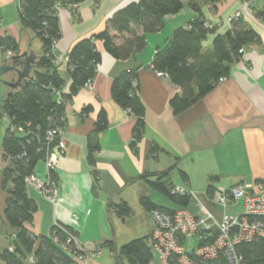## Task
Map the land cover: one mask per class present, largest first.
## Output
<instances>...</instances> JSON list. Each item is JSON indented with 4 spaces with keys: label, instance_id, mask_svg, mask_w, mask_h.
Wrapping results in <instances>:
<instances>
[{
    "label": "crops",
    "instance_id": "crops-1",
    "mask_svg": "<svg viewBox=\"0 0 264 264\" xmlns=\"http://www.w3.org/2000/svg\"><path fill=\"white\" fill-rule=\"evenodd\" d=\"M140 1L86 0L77 7L58 4L61 34L55 44L58 57L66 58L78 41L103 32L118 11ZM20 2L0 0V39L16 40L18 53L26 47L37 48L41 51L38 62L44 52L43 43L23 25ZM199 5L201 13L186 2L178 14L165 17L163 28L146 35V48L130 60H115L98 43L103 59L97 75L91 87L80 89L67 107L66 153L56 170L59 189L56 202L49 201L33 187L28 189L37 205L33 233L49 236L56 225L74 229L83 248L100 253L85 264H118L106 245L121 248L133 241L123 234L134 209L146 227L143 237L152 238L154 223L150 212L141 205L142 198L150 199L158 207L175 209L174 205L160 204L152 198L153 189L146 176L173 168L169 183L192 190L205 205L210 202L207 208L217 215V209L221 208L207 195L212 177L216 178V189L226 190L264 180V19L259 16L264 10V0L251 3L221 0L216 5L204 0ZM238 10L242 12V21L261 37L262 44L248 47L232 66L227 79L199 102L176 113L172 101L182 96V90L168 76H158L154 70L158 50L168 45L176 30L196 20L215 28L204 44L209 49L218 35L230 29L228 19ZM58 63L68 82L64 93H68L71 82L67 63ZM131 70H137L138 95L144 107L145 127L138 141L134 140L138 117L123 110L112 97L114 80ZM102 112L107 116L108 128L97 136L100 150L90 164L88 142ZM182 172L187 175V181L183 180ZM37 173L40 178L45 176L43 163ZM5 201L6 196L0 190V255L11 248L13 234L4 217ZM121 203L132 209L131 217L122 219L116 215L113 207ZM191 206L188 211L200 217L199 208L195 204ZM0 264L5 263L0 260Z\"/></svg>",
    "mask_w": 264,
    "mask_h": 264
},
{
    "label": "trees",
    "instance_id": "trees-1",
    "mask_svg": "<svg viewBox=\"0 0 264 264\" xmlns=\"http://www.w3.org/2000/svg\"><path fill=\"white\" fill-rule=\"evenodd\" d=\"M85 1L20 2L22 23L43 43L44 52L36 63L32 75L34 79L14 92L10 103L0 110V139L1 127L5 121L8 122L5 135L0 141V156L5 163L0 168V190L6 196L5 221L13 231L11 248L0 255V260L5 264H79L78 258L85 253L77 250L72 240L77 239L78 235L74 229L56 225L49 236H37L32 231L37 205L28 194L26 180L35 175L38 165L46 160L57 145V141L48 142V132L56 128L65 131L68 105L77 92L96 77L103 59L98 43H102L105 52L115 60H130L146 48V35L156 34L163 28L165 17L178 14L186 2L195 12L201 13L199 4L204 0H141L118 11L107 22L103 32L78 41L70 50L66 63L71 83L68 93H64L68 82L60 72L55 50V44L61 36L58 4L78 6ZM220 1L210 0L213 5ZM243 1L251 3L253 0ZM259 16L264 19V10ZM213 33L214 27L210 28L208 23L196 20L188 27L176 30L168 45L155 55L154 70L168 76L182 90V96L172 101L176 113L196 104L222 79H227L232 66L241 59L242 50L262 44L261 37L242 21V17L233 21L230 29L218 35L211 47L206 49L204 44ZM0 48L5 52L18 53L19 46L16 40L7 37L0 39ZM136 80L137 70L122 73L113 82L112 97L123 110L138 117L134 134V140L138 141L143 136L145 122L142 119L144 107L138 95ZM88 112L89 109H86L85 113ZM107 128L108 119L102 112L95 133L88 142L90 164L94 163V154L100 150L97 136ZM172 171L173 168L144 178L175 209L158 207L145 197L141 205L146 211L160 210L172 215L180 209L190 208L192 200L189 196L172 194L175 187L169 183ZM181 176L184 181L188 180L185 173L182 172ZM53 179L57 180L56 174H53ZM215 181L216 178L212 177L207 187L209 198L213 197L216 190ZM113 208L119 218L126 219L132 215V209L126 203ZM207 234L206 231L200 233L199 247L212 242V237L203 241ZM106 246L113 252L118 264H151L155 261L150 237L135 239L121 248L110 244ZM235 250L240 264H264V237L255 236L242 241ZM193 259L197 264H229L221 253L214 259ZM168 264H179L178 256L173 254Z\"/></svg>",
    "mask_w": 264,
    "mask_h": 264
},
{
    "label": "built area",
    "instance_id": "built-area-1",
    "mask_svg": "<svg viewBox=\"0 0 264 264\" xmlns=\"http://www.w3.org/2000/svg\"><path fill=\"white\" fill-rule=\"evenodd\" d=\"M73 7H77V5ZM240 17H242V12L238 11L228 19V23L231 25L233 21L238 20ZM208 26L210 28L213 27L209 24ZM244 52L242 50L240 53L243 54ZM158 76L163 77L166 75L158 73ZM221 81H224V79ZM86 87L90 88L91 82ZM20 131L22 130L20 129ZM64 133L65 131L61 128L48 132V142L57 141V145L48 154L46 160L41 162L45 167V176L43 178L38 176L37 171L40 163L35 175L28 177L26 180L29 187L37 189L53 203L56 202L59 194L53 174H56L59 160L66 153ZM217 190L218 193H215L211 198L213 204L219 203L223 206L233 205L238 202L243 204L242 212L233 216H225L220 224H205V221L201 220L200 217H196L184 209H180L172 215L160 210L151 211V217L156 223L151 246L153 252L160 257L159 264H168V259L173 254L178 256L179 264H197L193 257L209 260L216 258L218 253L223 254L229 264H240V258L235 250L236 246L242 241L252 239L255 236L264 237V180L255 184L238 185L229 190L223 188ZM172 194L189 196L192 201L202 207L205 213L208 215L212 213L200 201L197 194L188 188L175 186ZM209 217L214 219L211 215ZM252 218L253 220H251ZM202 231L209 233L203 238V241H206L209 237H212L213 240L209 244L199 247L201 242L200 233ZM72 240L77 250L84 252L77 239L73 238ZM194 241L196 244H194ZM84 259L85 255L80 256L78 262ZM151 264H155V262Z\"/></svg>",
    "mask_w": 264,
    "mask_h": 264
},
{
    "label": "water",
    "instance_id": "water-1",
    "mask_svg": "<svg viewBox=\"0 0 264 264\" xmlns=\"http://www.w3.org/2000/svg\"><path fill=\"white\" fill-rule=\"evenodd\" d=\"M37 48H24L20 53L3 51L0 56V110L10 103L14 92L20 90L34 78L32 72L36 67Z\"/></svg>",
    "mask_w": 264,
    "mask_h": 264
},
{
    "label": "rangeland",
    "instance_id": "rangeland-1",
    "mask_svg": "<svg viewBox=\"0 0 264 264\" xmlns=\"http://www.w3.org/2000/svg\"><path fill=\"white\" fill-rule=\"evenodd\" d=\"M238 11H240V10H238ZM238 11H236V13ZM58 62H66V58H62L61 59L60 57H58ZM7 125H8V122L5 121L4 124L1 127V139H0V141H2V139H3L4 135H5V130L7 128ZM2 162H3V166H4L5 163H4V161H2ZM151 193H152V198L154 200H157V202L159 201L158 203L164 204V205L173 206L171 204V202L166 197H164L163 195L159 194L158 192L151 190ZM215 193H218V190L217 189L214 191L213 194H215ZM191 204L192 205L195 204L199 208V211H200V214H201L200 219L203 220V221H205V224H214V223L220 224L225 216H233V215H236V214L242 212V210H243V204H242V202H238L236 204L227 205V206H223V205H221L219 203H217V204L215 203L214 205L217 206V207H219V208H221L222 210L221 209H217V212H219L218 215H217V213L215 211H211L213 214L210 212L211 214H209V215H211L212 217H214V219H212V218L209 217V215L207 213H205V211H203V209H202V207H200V205H198L194 201H192ZM208 205H210V202H209V204L206 205V207H208ZM232 206H235V207H232ZM150 216H151V214H150ZM141 222H143L141 220V217L139 216L137 210L134 209V215L132 216L131 222L127 226V230H125V232H124L123 235L130 236L132 240H135L136 238L138 239L140 237L145 236L144 234L146 232V227L143 226L141 224ZM147 222L149 223V225L151 224V222H150V220L148 218H147ZM153 223H154V231H155V229H156V223H155L154 220H153ZM139 225H142V228L141 229L139 228ZM153 236L154 235L152 234V238H153ZM152 238H151V245L153 243L152 242ZM194 244H196L195 241H194ZM82 249L84 250V253H85V259L84 260H81L80 262H82L83 264H85L86 262H88L89 259H91L94 255L100 254L97 251H90L89 252V251H87L83 247H82ZM80 262H79V264H80ZM154 262H155V264H159V262H160L159 255L155 254V261Z\"/></svg>",
    "mask_w": 264,
    "mask_h": 264
}]
</instances>
